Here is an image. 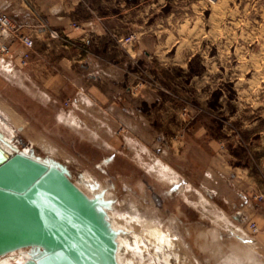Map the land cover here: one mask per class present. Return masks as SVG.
<instances>
[{
	"label": "rangeland",
	"instance_id": "374dc122",
	"mask_svg": "<svg viewBox=\"0 0 264 264\" xmlns=\"http://www.w3.org/2000/svg\"><path fill=\"white\" fill-rule=\"evenodd\" d=\"M149 1L151 49L144 62L135 57L125 89L113 100L144 112L148 125H126L122 118L113 125L59 123L57 106L38 104L2 68L0 104L26 128L13 127L0 111L10 128L0 125V132L9 138L14 130L20 150L32 140L35 155L67 165L88 196L99 183L115 201L108 212L113 227L121 217H135L132 222H151L175 236L177 245L165 250L171 264H264V250L252 241L258 230L232 217L220 179L222 166L242 182L244 167L264 174V0ZM131 34L136 40L128 49L134 50L141 36ZM144 229L135 225L122 237L133 248L119 247L122 264H154ZM250 244L255 256L242 249Z\"/></svg>",
	"mask_w": 264,
	"mask_h": 264
},
{
	"label": "crops",
	"instance_id": "0c3cea01",
	"mask_svg": "<svg viewBox=\"0 0 264 264\" xmlns=\"http://www.w3.org/2000/svg\"><path fill=\"white\" fill-rule=\"evenodd\" d=\"M29 1L38 16L25 8L20 0H0V9L21 33L31 36L34 41L26 68L20 67L19 57H16L11 70L0 71L19 83L38 104L57 106L54 114L59 123L113 125L114 118H122L126 125H148L144 112L127 104L113 106V100L125 89L127 73L133 69L135 57L144 62L151 49L146 26L150 1ZM40 19L51 29L63 33L65 40L49 39ZM133 32L141 37L135 49L129 50L120 40ZM11 47L16 53L22 50L18 42ZM147 98L143 96L141 102L148 103ZM65 101L70 102L67 108L63 107ZM184 140L185 143L192 142L187 138ZM210 165L212 170L217 168L214 160ZM222 171L220 179L225 202L229 210L236 211L232 217L255 223L258 233L252 241L264 250V174L248 173L244 167L240 170L243 183L231 167L222 166ZM257 195H262L263 199L258 201Z\"/></svg>",
	"mask_w": 264,
	"mask_h": 264
},
{
	"label": "water",
	"instance_id": "95a60500",
	"mask_svg": "<svg viewBox=\"0 0 264 264\" xmlns=\"http://www.w3.org/2000/svg\"><path fill=\"white\" fill-rule=\"evenodd\" d=\"M17 144L0 132V258L26 250L21 264H120L115 201L97 182L88 196L67 165Z\"/></svg>",
	"mask_w": 264,
	"mask_h": 264
},
{
	"label": "bare ground",
	"instance_id": "6f19581e",
	"mask_svg": "<svg viewBox=\"0 0 264 264\" xmlns=\"http://www.w3.org/2000/svg\"><path fill=\"white\" fill-rule=\"evenodd\" d=\"M2 68H5L6 71H7V69L10 70L9 68L6 67V65L4 63L0 64V70ZM3 71H5V70H3ZM258 106L259 105H256L255 107H258ZM0 111L3 113V115H5L7 118H9L10 124H12L13 127L17 128V129L26 128L25 127V122L23 123L20 118L19 119L15 118L14 114H12L10 112V110L5 107V105H1L0 104ZM0 125H5L4 127H7L8 129H10L8 126H6L8 124H6L4 122V119L2 118V116L0 117ZM11 132H12V136L14 137V135H13L14 134V130L11 131ZM7 139L11 140L12 137L11 136L9 138L7 137ZM30 147H32V149H34V142L32 140L30 141V143H28L27 148H25L24 151H28V149ZM91 189L95 191L94 186ZM203 201H204V199H203ZM202 205H204V202H201V206ZM121 218H122L121 225H119V223H117L113 228L120 229V230L124 231L125 233L127 231H129L131 228L135 227V225H138V228H140V229L141 228H145L144 231L147 232V235H148V236H146V240H148V242L152 246V250H153L152 252L153 253L151 255L152 256L151 259L154 261V264H157V263H155L156 262L155 259L158 260V264H163V263L164 264H171L169 262V256L167 255L165 250H166V247H168V246L177 245L174 242V241H177V238H175V239L173 238L175 236L168 238L167 234L163 233L159 228H157V226H155L151 222H146L144 224L140 219H137L135 222H132L135 217H131L129 219L128 218H123V217H121ZM222 220L224 222V219H222ZM130 222H132V225H130ZM125 233L124 234H120L117 237L118 245H119V247H121V245L125 244V247H127L128 249H133L131 247V244H129L128 241H126L124 238H122L125 235ZM135 246H137V241L135 242ZM242 247H243L242 249H245V250H246V248H248L249 249V254H251V255L255 254L254 251H253V248H252V244L247 245V246H242ZM119 251L120 250L118 249L117 259H118L119 263L122 264L123 258H122L121 255H123V254L120 255ZM25 258H26V250H22V251H18V252H15L13 254H9V255H7L5 257L0 258V264H21L25 260ZM235 259L237 260V257H235ZM230 260H231V257H230ZM130 261L131 260H129L127 262V264H134V263H131ZM162 261H163V263H162ZM138 263H140V262H138ZM151 263H152V261H151ZM229 263H230V261H229ZM145 264H147V263H145Z\"/></svg>",
	"mask_w": 264,
	"mask_h": 264
},
{
	"label": "built area",
	"instance_id": "2783aa9c",
	"mask_svg": "<svg viewBox=\"0 0 264 264\" xmlns=\"http://www.w3.org/2000/svg\"><path fill=\"white\" fill-rule=\"evenodd\" d=\"M20 3L38 16L35 6L29 0H20ZM40 22L44 30L47 32L49 39L60 41L65 40L66 37L63 33H59L51 29V27L48 26L42 19H40ZM74 27L76 28L77 26L74 25ZM135 40V34H131L121 39L120 43L122 46L131 47ZM14 42H18L22 47V50L19 53H16L11 47ZM33 46L34 41L32 37L21 33L19 27L2 9H0V64L4 63L6 67L11 70L14 66L15 58L19 57L20 67H26L28 65ZM250 227L255 232L258 230L254 223H250Z\"/></svg>",
	"mask_w": 264,
	"mask_h": 264
},
{
	"label": "trees",
	"instance_id": "16d2710c",
	"mask_svg": "<svg viewBox=\"0 0 264 264\" xmlns=\"http://www.w3.org/2000/svg\"><path fill=\"white\" fill-rule=\"evenodd\" d=\"M7 86L9 87V85H7ZM3 98L6 99V101H8L10 104H12V105L15 106V104H14L15 102H13L12 100H9V99H7V98H5V97H3ZM23 103H24V102H23ZM23 103H22V104H23ZM35 118H36L35 116H34L33 119L31 118V121H34ZM50 121L52 122V119H51ZM54 125H56V123H54ZM50 132H52V131H48V132H47L48 136H50V137H52V138H54V137L57 136V135H55V133H53V132L50 133ZM60 135H61V134H60ZM62 137H64V136H62ZM56 138H58V137H56Z\"/></svg>",
	"mask_w": 264,
	"mask_h": 264
}]
</instances>
